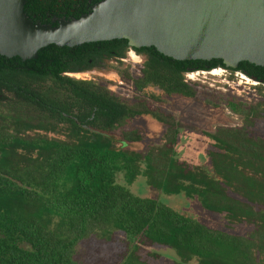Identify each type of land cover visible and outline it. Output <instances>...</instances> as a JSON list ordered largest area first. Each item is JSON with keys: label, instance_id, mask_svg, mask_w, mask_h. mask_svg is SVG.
I'll use <instances>...</instances> for the list:
<instances>
[{"label": "trees", "instance_id": "obj_1", "mask_svg": "<svg viewBox=\"0 0 264 264\" xmlns=\"http://www.w3.org/2000/svg\"><path fill=\"white\" fill-rule=\"evenodd\" d=\"M56 3L24 0L23 12L32 22L56 25L49 21L57 16ZM128 48L119 38L49 44L32 59L0 55V264H88L75 254L78 243L117 233L125 247L111 264H148L137 249L153 244L172 251L171 264H264L263 139L249 136L245 127H218L206 133L210 170L188 164L174 156L177 121L151 111L146 95L129 102L92 80L63 74L73 62H93L101 53L120 58ZM131 49L142 56L139 75L133 78L128 64L118 74L135 90L155 85L166 94L193 97L183 73L223 66L220 59H173L152 46ZM237 68L264 81V66L240 61ZM225 104L248 124L257 115L253 108L238 110L240 102ZM137 114L164 122V141L145 151L126 148L141 137L126 128ZM139 176L159 195L181 194L221 214L229 227L249 229L240 234L210 227L159 195H135L129 185Z\"/></svg>", "mask_w": 264, "mask_h": 264}, {"label": "water", "instance_id": "obj_2", "mask_svg": "<svg viewBox=\"0 0 264 264\" xmlns=\"http://www.w3.org/2000/svg\"><path fill=\"white\" fill-rule=\"evenodd\" d=\"M24 0H0V55L36 58L49 44L77 46L124 38L178 60L220 59L264 66V0H99L56 25L32 22Z\"/></svg>", "mask_w": 264, "mask_h": 264}, {"label": "rangeland", "instance_id": "obj_3", "mask_svg": "<svg viewBox=\"0 0 264 264\" xmlns=\"http://www.w3.org/2000/svg\"><path fill=\"white\" fill-rule=\"evenodd\" d=\"M126 61L128 65L137 68V65L141 62V57L129 50ZM189 76L190 80L188 79V82L193 86L195 95L191 99L185 98L175 101L172 98H163L161 104L171 111H175L177 107H185L186 110L187 122H178L176 117L173 118V121H177L179 125V132L173 145L175 158L210 170L206 152L212 149V146L209 145L211 139L206 136V133H212L218 127H236L241 125L242 115L239 112H232L226 106L225 101L231 95L234 98L239 97L246 102L250 99L251 102L249 103H252L255 101L251 99L253 98L252 94H256V92L250 89L252 86L249 85V82H245L239 76L227 77L226 72L218 69L192 72L189 73ZM110 79V88L127 101H131L129 85L124 83V81L118 84L115 82L117 79L112 76H110ZM147 107L151 109L150 105ZM141 119L144 120L142 123L127 122L126 128L138 130L141 132V137L136 142L127 143L126 148L145 151L148 146L158 145L165 138L167 126H158L149 114L138 117L136 120ZM249 131L252 135L264 138V118L257 117ZM162 133L164 137L158 140L157 135ZM144 135H149L150 138ZM114 145H117V143ZM118 180L122 183L120 177ZM129 189L135 195L142 197H156L159 195L156 190L146 185L144 178L141 176L137 177L129 185ZM158 198L172 208L196 218L207 226L240 234L247 232L249 229L245 225L229 227L221 214L206 211L196 200L186 198L181 194L175 196L159 195ZM124 238L122 233L115 234L110 240L89 237L78 243L75 247V254L81 257L84 263L111 264L117 260L119 251L125 247ZM153 251H156L158 255H154L153 253L155 252ZM137 253L148 264H171V255H173L168 247L157 244L139 247Z\"/></svg>", "mask_w": 264, "mask_h": 264}, {"label": "flooded vegetation", "instance_id": "obj_4", "mask_svg": "<svg viewBox=\"0 0 264 264\" xmlns=\"http://www.w3.org/2000/svg\"><path fill=\"white\" fill-rule=\"evenodd\" d=\"M92 0H69L68 6L62 3V0H57L56 3V13L57 16H52L50 17L49 21L51 23H57L58 20L64 18L65 15L68 16V18H72L71 15L79 13L81 10H83L84 8H87L88 6H91ZM59 16V17H58ZM129 47V46H128ZM132 51L134 52L131 47H129L123 56H121L120 58H116L113 56H108L105 53H101L99 56L95 57L94 61L92 62L91 59H87L86 63L83 62H79V63H71L70 67L72 68V70H70L69 68L66 70V72H63L64 75H69L72 78H76V79H85V80H92L93 82L100 84L102 86H104V89L107 91V93L112 94V96L114 97H118V98H124L123 96H119L113 89L110 88L109 85H111V79L110 76L114 77L117 79L118 84H121V82L124 81V79L121 77V75H119L118 71L120 70V67L122 66H126L127 65V55L128 52ZM135 53V52H134ZM136 54V53H135ZM139 55V54H136ZM141 57V61H142V56ZM123 65H121V62ZM91 65L89 67H87L88 65ZM140 64V63H139ZM139 64L137 65V68H133L132 66L129 65V67L127 68L128 71L132 74L133 78H136L137 75H139ZM204 66H208V63H204ZM238 65V64H237ZM218 69L222 72H226L227 77L230 76L231 78L235 77V76H239L242 80H245V82H249V85L252 86L250 87V89H252L253 91L256 92V94H252L251 99L255 100L252 103L250 99L248 102L243 101L242 99H240L239 97H232L230 95V97L228 98V100H232L235 103L240 102L239 107L237 108L238 110H242L244 111L245 109L248 108H253L255 110H257V115L253 116L252 122L251 124H248L246 122H244V118L245 115L241 114L239 111H233L231 107H228L230 110H232V112L234 113H240L242 115V121H241V125L236 126V127H232V128H241V127H245V131L247 132V134L249 136H252L253 138H260L263 139L260 136L257 135H252L249 131V129L252 127V125L254 124V120L257 117H262L264 118V81L262 80L261 77H257V75L254 74H246L245 72H243L242 70L238 69L237 66L235 68L232 67H225L220 66L219 64H217L216 67L211 68L209 70H205V71H211V70H215ZM202 72L204 70H196V71H190V72H185L183 73V79L185 81H188V79L190 80V76L189 73L192 72ZM84 76V77H82ZM124 83H127L130 95H131V101H137V97L140 94H144L146 95L145 100H146V105H150V110L151 111H155L157 113H159L161 116H167V115H172L173 117H176L178 122H187V116H186V110L185 107L183 108H178L175 111H171L168 108L163 107L162 106V99H168V98H172V100H180V99H191L192 97H185L182 96L181 94H177V92L175 93H169L166 94L164 92H162L158 86H152V85H147L145 87L140 88L139 90H135L133 87V84L130 82H126L124 81ZM149 90V91H147ZM126 100V99H125ZM242 103V104H241ZM158 108V109H157ZM175 112L176 115H175ZM143 115H148V114H137L134 115L133 117H131L127 122H135L137 124L138 123H142L144 120H136L138 119V117L140 118ZM150 115V114H149ZM151 119L154 121V123H156L158 126L159 125H165L166 124L160 120H158L157 118L153 117L152 115H150ZM141 134V132H139ZM147 138H150L149 135H144ZM164 137L163 133L157 135L158 140L162 139ZM162 141H164V139H162Z\"/></svg>", "mask_w": 264, "mask_h": 264}]
</instances>
